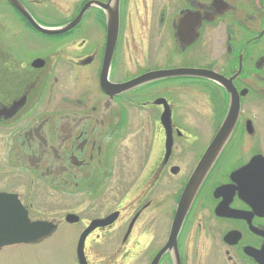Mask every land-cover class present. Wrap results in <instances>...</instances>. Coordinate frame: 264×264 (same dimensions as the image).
<instances>
[{
  "label": "flooded vegetation",
  "instance_id": "af4514ba",
  "mask_svg": "<svg viewBox=\"0 0 264 264\" xmlns=\"http://www.w3.org/2000/svg\"><path fill=\"white\" fill-rule=\"evenodd\" d=\"M1 172L31 221L36 199L65 212L25 245L73 226V264H264V0H0Z\"/></svg>",
  "mask_w": 264,
  "mask_h": 264
},
{
  "label": "water",
  "instance_id": "95a60500",
  "mask_svg": "<svg viewBox=\"0 0 264 264\" xmlns=\"http://www.w3.org/2000/svg\"><path fill=\"white\" fill-rule=\"evenodd\" d=\"M216 2L217 0H213V4ZM71 25L72 24L62 29L60 28L57 30H47V33L62 32L67 30ZM200 73L204 75L206 74L207 77H214L216 75L212 71H201ZM233 99L234 101L231 102V108L229 110L227 120L225 121L228 123H232L235 120V117L237 116V97L234 96ZM232 103L234 105L233 113L231 110ZM230 130L231 128L227 127L225 123L221 128V132H219L218 135L214 138L213 142L207 149L206 154L202 157V159H200L197 166L195 167L178 203L174 220L172 223L171 235L167 246L170 242H175L178 229L190 207L191 201L195 193L197 192L202 180L204 179V176L209 171L210 167L216 159L218 148L222 145L221 143H223L220 142V140L226 138L230 133ZM248 165H246L241 171H245V169L248 168ZM12 196L0 194V248L6 245L18 243H36L41 239L46 238L54 231L55 226L50 222L30 221L28 219L27 211L20 205L18 201L14 199V196ZM67 220H76V216L68 215ZM100 220L101 222L93 221L83 232L78 244V250L82 248L84 237L89 232V230L95 224L98 225L97 222L103 225L108 219L104 218Z\"/></svg>",
  "mask_w": 264,
  "mask_h": 264
},
{
  "label": "rangeland",
  "instance_id": "374dc122",
  "mask_svg": "<svg viewBox=\"0 0 264 264\" xmlns=\"http://www.w3.org/2000/svg\"><path fill=\"white\" fill-rule=\"evenodd\" d=\"M19 176L6 175L4 172L0 173V186L15 185L17 188L8 191H14L20 193L26 197L28 194L27 188L19 183ZM18 181V182H16ZM22 183V182H21ZM25 189V190H24ZM26 191V192H25ZM35 191H33L34 193ZM31 195H33L31 193ZM88 193H79L77 201L72 203V207L76 210H80L81 216L87 220L93 217H100L106 215V210L101 213L91 214L90 207L88 205ZM34 206L31 210V217L34 219H44L50 217L49 213L56 212L60 215V209L51 203H48L45 207H40V204L36 201L33 202ZM48 206V207H47ZM65 209H63L64 211ZM62 212V209H61ZM59 218H63V214ZM75 247V233L74 227L70 225H63L61 229L54 234V236L39 245H14L4 247L0 250V264H73V250Z\"/></svg>",
  "mask_w": 264,
  "mask_h": 264
}]
</instances>
